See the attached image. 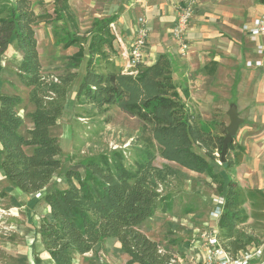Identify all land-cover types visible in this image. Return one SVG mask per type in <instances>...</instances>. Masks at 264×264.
Segmentation results:
<instances>
[{
	"label": "trees",
	"instance_id": "1",
	"mask_svg": "<svg viewBox=\"0 0 264 264\" xmlns=\"http://www.w3.org/2000/svg\"><path fill=\"white\" fill-rule=\"evenodd\" d=\"M67 2L63 0L62 8L55 6V16H50L36 12L33 0H7L2 9L5 15L0 17V81L2 56L13 46L21 56L17 75L31 88L29 99L34 105L26 113L31 127L23 132L22 98L0 91V170L26 194L44 190L49 215L43 218L39 233L54 264H72L76 254L92 251L107 238L120 243L127 264H180L184 253L162 246L142 229L160 207H168L159 185L172 171L154 164L157 155L218 182V192L225 199L218 218L219 236L226 250L236 256L250 244L238 228L249 217L245 203L264 209L263 190L245 191L228 177L241 163L244 148L233 140L227 161L221 164L225 173L217 172L215 163L221 159L226 126L222 133L215 132L214 122L202 121L187 106L175 83L170 57L162 54L152 64L140 65L137 73H130L116 62L111 19L94 18L89 34L80 35ZM46 18H56L51 26L54 43H62L65 49L77 47L70 56L73 62L88 55L78 100L98 111L116 107L141 123L137 142L143 146L131 165L122 155L112 160L90 159L85 175L74 168L65 172L66 188L49 186L62 165L63 152L51 128L64 110L62 101L75 75L52 78L43 74L34 26ZM259 215L264 213L252 212V216Z\"/></svg>",
	"mask_w": 264,
	"mask_h": 264
},
{
	"label": "crops",
	"instance_id": "2",
	"mask_svg": "<svg viewBox=\"0 0 264 264\" xmlns=\"http://www.w3.org/2000/svg\"><path fill=\"white\" fill-rule=\"evenodd\" d=\"M187 1L106 0L102 4L107 7H102V10L107 13H95L86 33H81L77 21L78 33L87 36L94 18H110L109 28L115 36L114 46L118 53L116 62L124 67L125 52L139 25L137 20L144 17L150 31L144 64H152L160 55L167 54L181 97L204 122H213L214 115L220 114L221 109L227 114L233 105L237 107L243 122L234 141L244 148V154L241 163L231 169L228 177L235 178L245 191H264V54L259 55L255 48L249 46L248 36L242 30L243 23L264 10V0L260 1V6L241 4L238 0H196L188 34L190 51L187 56H181L174 50L177 41L172 35V27L177 8ZM246 11L251 13L246 14ZM258 59L262 60L261 66H246L247 60ZM39 206L44 207L41 216L36 211ZM253 211L264 213L262 208ZM48 215L49 207L42 197L22 192L0 170V226L12 231L10 249L20 247L21 250L24 247L12 241L14 233L22 235L30 250L27 263L54 264L39 233L40 224ZM248 216V219L264 217ZM213 221L211 226L220 233L218 220ZM202 241L198 237L184 252L192 258V264H201L194 262L193 254ZM37 243L42 246L39 250ZM118 245L120 247L119 242ZM259 246L248 244L245 249L253 250ZM41 250L46 258L41 256Z\"/></svg>",
	"mask_w": 264,
	"mask_h": 264
},
{
	"label": "rangeland",
	"instance_id": "3",
	"mask_svg": "<svg viewBox=\"0 0 264 264\" xmlns=\"http://www.w3.org/2000/svg\"><path fill=\"white\" fill-rule=\"evenodd\" d=\"M67 1L70 3L71 12L79 22L81 33H86L89 29L90 21L95 13H107L102 10L107 7L102 4L106 0ZM238 1L245 5L255 3L260 6L262 5L260 1L263 0ZM33 2L36 12L50 16H55V6L63 7V0H33ZM5 4H7V0H0V17L5 15L2 11ZM248 13L251 12L246 11V14ZM54 20L56 21V18L43 19L34 27L43 74L52 78L67 73L75 75L74 80L68 85L69 92L62 101L64 110L57 124L51 128V132L58 138L63 152L61 155L62 165L55 172L49 186L66 188L68 183L65 172L68 169H77L82 175H85V165L88 160H98L103 157L112 160L116 155H122L126 164L131 165L143 144L137 142L141 123L136 117L126 115L116 107L98 111L91 104L81 103L78 100L76 94L85 73L88 55L86 54L82 61L75 63L70 59V56L77 50V47L72 46L65 49L62 43L59 45L54 43L51 30ZM249 46L255 48L256 43L249 41ZM175 49L180 54L177 43ZM20 59V54L13 46L9 47L6 56H2L1 64L4 69L1 73L0 91L4 94L19 95L22 98L19 114L24 119L22 131L26 132L31 127L26 113L34 110V105L29 99L31 88L26 87L17 75V64ZM213 122L217 126L216 132L222 133L224 127L230 123V118L221 109L220 114L214 115ZM154 164L162 169L170 168L172 171L166 181L159 185L168 207L166 210L160 207L155 215L142 225V229L148 236L159 241L162 246H168L182 255L188 246L196 242L203 231L210 228L211 223L214 222L211 216V212L216 206L214 199L221 196L218 192V182L206 174L186 170L174 162L165 160L160 155H157ZM221 164L218 159L215 169L217 172L225 173ZM234 180L236 179L234 178ZM244 207L248 214H252L254 208L250 202L247 201ZM43 209L44 207L39 206L36 210L40 216L43 214ZM238 228L246 239H250L249 246L264 244V217L250 218L240 224ZM11 232L0 226V264H31L27 263V254L30 250L27 249L22 235L14 233L12 241L20 243L24 247L21 250H19L20 247L9 248L12 247L9 245ZM41 248L42 246L37 243V249ZM39 252L43 258H46L42 250ZM184 255V258H179L180 264H192V258L190 259L186 253ZM127 260L128 256L121 250L118 241L115 238H107L97 244L92 251L82 255L76 254L72 264H127ZM44 264L50 263L45 262Z\"/></svg>",
	"mask_w": 264,
	"mask_h": 264
},
{
	"label": "built area",
	"instance_id": "4",
	"mask_svg": "<svg viewBox=\"0 0 264 264\" xmlns=\"http://www.w3.org/2000/svg\"><path fill=\"white\" fill-rule=\"evenodd\" d=\"M196 0H188L185 4L177 8L176 20L172 27V35L177 41L179 53L187 56L190 51L188 39L190 23L194 15V5ZM138 27L135 36L131 40L126 52V63L124 68L130 73H137L138 67L145 62L146 47L149 40V28L144 17L138 18ZM242 30L247 34L249 41L255 42V51L259 55L264 54V10L243 23ZM262 60H247L246 66H261ZM218 155V153H217ZM35 196L42 197V192L38 191ZM215 208L211 212L212 218L216 221L220 217L225 203L223 196L214 199ZM202 244L194 254V262L201 264H264V244L253 250H242L236 256L229 253L224 247L218 230L211 226L203 231L201 235ZM180 258V257H179ZM257 260V261H255Z\"/></svg>",
	"mask_w": 264,
	"mask_h": 264
},
{
	"label": "water",
	"instance_id": "5",
	"mask_svg": "<svg viewBox=\"0 0 264 264\" xmlns=\"http://www.w3.org/2000/svg\"><path fill=\"white\" fill-rule=\"evenodd\" d=\"M264 4V3H263ZM229 118H230V123L227 125V133L224 136L223 139V145H222V150H221V159L220 162L224 163L227 161V149L230 143L233 142L234 137L238 131V128L240 124L243 122V119L240 118L238 115V110L235 105H233L230 110L227 112Z\"/></svg>",
	"mask_w": 264,
	"mask_h": 264
}]
</instances>
